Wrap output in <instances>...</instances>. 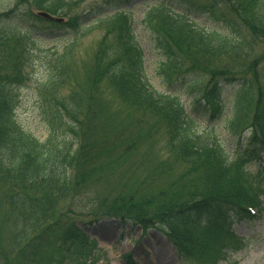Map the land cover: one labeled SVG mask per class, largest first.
Listing matches in <instances>:
<instances>
[{
  "label": "trees",
  "instance_id": "obj_1",
  "mask_svg": "<svg viewBox=\"0 0 264 264\" xmlns=\"http://www.w3.org/2000/svg\"><path fill=\"white\" fill-rule=\"evenodd\" d=\"M83 1L17 0L11 9L0 12V219L5 229L0 264H95L84 226L103 218L143 232L157 228L179 253L194 257L197 264H217L240 246L232 230L235 218L250 220L249 208L259 209L262 203L261 186L254 183L248 167L251 163L264 166V92L254 84L259 82L256 69L260 67L264 75V57L254 47L255 42H264V0H185V12L160 5L144 16L164 58L160 70L167 85L187 73L207 79L202 80L203 98L194 103L198 116L221 118L225 103L220 84L245 81L235 93L227 119L239 130L251 117L246 126L250 144L237 146L233 157L216 136L197 133L194 117L178 95L153 88L131 16L121 10L107 20L88 82L100 83L107 77L135 113L161 122L168 137V157H174L161 163L160 181L128 189L111 188L109 179L149 136L140 135L136 128L148 127L150 122L135 117L132 127H125L112 116L108 101L92 98L96 85L70 90L63 98L54 94L51 112L46 111L45 141L26 132L16 120L15 89L24 82L27 63L33 62L34 35L55 36L65 29L78 32L86 21L105 14L102 2L130 0H96L62 23L38 16L25 3L56 14ZM190 13L232 26L235 35L206 31ZM237 26H243L255 41H247ZM77 42L53 51L46 79L51 89L74 77ZM254 58L260 59L259 66L251 62ZM132 128L133 135H127ZM127 258L128 264H135Z\"/></svg>",
  "mask_w": 264,
  "mask_h": 264
},
{
  "label": "rangeland",
  "instance_id": "obj_2",
  "mask_svg": "<svg viewBox=\"0 0 264 264\" xmlns=\"http://www.w3.org/2000/svg\"><path fill=\"white\" fill-rule=\"evenodd\" d=\"M16 1L0 0V12L11 9ZM95 2L96 0H84L72 10L59 11L54 14L69 18L79 12L86 11ZM25 4L29 7L32 6L34 10L38 9L32 5L33 3ZM160 5L168 6L176 12L187 11L185 10V0H130L128 2L116 1L108 5L102 2L100 9L105 14L92 17L91 20L83 24L82 29L78 32L65 29L61 32L62 34L55 36L34 35V42L31 44L33 62L27 63V71L22 74L26 80L15 89L17 99L16 120L26 132L35 135L41 141H45L49 134L46 111L51 112L53 107L51 99L55 100L53 99L54 94L63 98L68 95L70 90L85 89V86H91V84L98 87L96 91L95 89L92 90L95 91L92 98L96 95L97 98H101L102 102L106 103L108 101L112 116L125 127H132V118L144 117L149 119L150 125L148 127L139 126V129L136 128L140 135L149 136L143 140L139 150L132 153V156L128 159L123 160L112 173L109 179L111 188L128 189L137 187L141 182L145 183L143 188L152 186L164 177V169L161 163L171 162L174 159L173 156L168 157V137L161 122H157L153 117H147L146 114L142 116L139 114L141 112L135 113L129 104H126L125 101L124 104L107 77H103L100 83L96 79L88 82L90 66L106 34V28L109 26L107 20L115 12L121 10L127 11L133 17V29L137 41L144 51L145 69L153 88L161 93L178 95L186 112L194 117L197 133H207L211 137L216 136L229 156H234L237 146L250 144V129H245L248 123L251 122V117L243 123L239 130H235L232 122L230 123L227 119V114L228 116L232 114L231 107L235 93L240 85L245 83L244 80H238L231 84H225L222 81L223 83L220 84L222 87L221 98L225 103V108L223 116L217 120H210L209 117L203 114L198 116L199 111L196 104H194L197 98H203L204 96L202 80H207L206 78H202L197 73H187L174 80L172 85H167L165 82L160 70V62L164 58L161 57L155 47L152 33L147 28L144 20L145 13L149 12L152 7ZM190 18L198 26L210 32L235 35L232 26H227L223 22H215L207 15L190 13ZM8 22L9 25L13 26L11 21ZM237 29L246 37L247 41H255L252 34H249L243 26H237ZM74 41H78L73 59V72H75V75L66 85L59 86L60 89H51L47 85L48 82H46L50 74L47 63L53 57V51H61ZM255 44L256 53L263 58L264 42H255ZM259 60L255 61L254 58L251 62L254 61L256 66H259ZM238 63L248 67L245 62L238 61ZM255 73L258 75L259 82L254 84L260 86L264 92V75L260 67L256 69ZM202 103H204L203 99ZM132 133L133 128L127 132V135H133ZM261 167L256 163H251L248 167V173L249 175L252 174V180L255 184L262 185L263 192L260 195V200L262 201L261 207L263 210L261 209V214L257 215L255 219L235 218L232 230L238 239H243L241 240L243 245L233 249L224 259L218 260L217 264H264V166ZM259 170L261 174L257 175ZM84 229L89 235L88 251L94 254L95 264H128L127 255L135 264H197L194 257L179 253L178 247L169 240L163 231L156 228L143 233L140 227L125 226L116 219L103 218L98 220L97 223L87 224ZM4 230L1 227L0 219V238L4 234Z\"/></svg>",
  "mask_w": 264,
  "mask_h": 264
},
{
  "label": "water",
  "instance_id": "obj_3",
  "mask_svg": "<svg viewBox=\"0 0 264 264\" xmlns=\"http://www.w3.org/2000/svg\"><path fill=\"white\" fill-rule=\"evenodd\" d=\"M38 15H40V16H42L44 18L50 19V20H55V21H59V22L63 21L62 18L53 17V16H51L48 13H45V12H38Z\"/></svg>",
  "mask_w": 264,
  "mask_h": 264
},
{
  "label": "bare ground",
  "instance_id": "obj_4",
  "mask_svg": "<svg viewBox=\"0 0 264 264\" xmlns=\"http://www.w3.org/2000/svg\"><path fill=\"white\" fill-rule=\"evenodd\" d=\"M203 28V27H202ZM206 30V29H205ZM206 31H208V30H206Z\"/></svg>",
  "mask_w": 264,
  "mask_h": 264
}]
</instances>
